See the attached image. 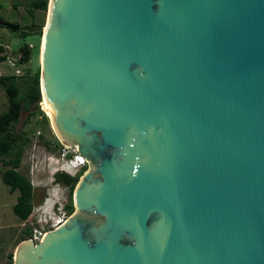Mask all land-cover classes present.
<instances>
[{"label": "water", "instance_id": "1", "mask_svg": "<svg viewBox=\"0 0 264 264\" xmlns=\"http://www.w3.org/2000/svg\"><path fill=\"white\" fill-rule=\"evenodd\" d=\"M46 10L41 97L88 167L12 264H264V0Z\"/></svg>", "mask_w": 264, "mask_h": 264}, {"label": "rangeland", "instance_id": "2", "mask_svg": "<svg viewBox=\"0 0 264 264\" xmlns=\"http://www.w3.org/2000/svg\"><path fill=\"white\" fill-rule=\"evenodd\" d=\"M29 1L0 0L3 6L0 15L6 21L19 25L17 30L0 27V55L4 56L0 61V75H12L13 71L18 69L20 74L16 79L17 84L20 83V78L31 76L36 70L40 72V46L47 10L35 9L31 17L26 11ZM31 22L36 27H28ZM24 43L32 46L30 59L26 62L21 61L22 54L19 51V47ZM9 62H14V67H11ZM38 104L42 113L36 112L34 106L21 110L18 122L13 125L14 132L25 133L29 138L24 145L17 170L29 179L33 186L34 208L31 221L36 213L42 212L47 216L56 210L58 202L51 203V196L54 194L59 197L60 204L68 203L69 188L61 181H55L54 174L60 170V164L73 154V147L61 142L47 113L41 108L40 102ZM6 108V94L0 86V112ZM64 149L68 151L67 158L62 155ZM3 168L0 164V173ZM67 170L73 172L69 168ZM68 171L66 172L69 173ZM17 194V191L9 192L8 186L0 177V264L9 262L8 254L13 255L23 239L21 237L25 229L31 227L28 221L20 220L12 211ZM73 212L74 209L68 212V216Z\"/></svg>", "mask_w": 264, "mask_h": 264}, {"label": "trees", "instance_id": "3", "mask_svg": "<svg viewBox=\"0 0 264 264\" xmlns=\"http://www.w3.org/2000/svg\"><path fill=\"white\" fill-rule=\"evenodd\" d=\"M0 3V10L2 9ZM47 0H30L27 4L26 11L33 17L35 9L46 10ZM12 24L6 21L0 15V27L9 28ZM28 27H36L33 22ZM2 49V47H0ZM21 61L26 62L30 59L31 48L28 43H24L19 47ZM4 59L0 55V61ZM39 70L33 75L20 78V83H16V75H0V86L4 89L7 98V108L0 112V164L4 167L0 173L1 180L8 186L9 192L17 191L16 201L12 205L13 213L22 220H26L33 208V186L29 179L17 170L19 166L24 145L29 138L25 133L14 132L13 125L18 122L21 110H28L35 107V111L42 113L39 109L41 100L39 86ZM85 170L83 167L75 176L64 172H56L54 174L55 181H61L67 185L69 201L65 204V209L70 213L74 209L72 203V191L78 177ZM31 235V227L25 229L21 238ZM9 262L12 264V254H8Z\"/></svg>", "mask_w": 264, "mask_h": 264}, {"label": "built area", "instance_id": "4", "mask_svg": "<svg viewBox=\"0 0 264 264\" xmlns=\"http://www.w3.org/2000/svg\"><path fill=\"white\" fill-rule=\"evenodd\" d=\"M29 48H32L31 45H29ZM9 65L11 67H14V62H9ZM13 75L18 76L20 74V71L18 69L14 70ZM62 155L67 158L68 151L64 149L62 151ZM64 163V164H63ZM86 166V160L85 158L77 152V150L73 147V154L68 158V160H64L60 164V172L67 173V169L73 170V172L68 171L70 175L75 176L83 167ZM48 200V198H46ZM46 200V201H47ZM45 201V202H46ZM45 204V203H44ZM34 208V206H33ZM32 208V211H33ZM33 216V212L30 213L28 218L25 221H28L31 226V235L29 236L34 242H37L40 240V238L43 236V234L52 229L55 228L57 225L61 224L67 217L68 212L65 209V204L59 202V204L56 207L55 211H52L49 215H45L44 213H36L34 216V220L31 221L30 218Z\"/></svg>", "mask_w": 264, "mask_h": 264}, {"label": "bare ground", "instance_id": "5", "mask_svg": "<svg viewBox=\"0 0 264 264\" xmlns=\"http://www.w3.org/2000/svg\"><path fill=\"white\" fill-rule=\"evenodd\" d=\"M47 18H48V14H47ZM46 22H47V19H46ZM46 22H45V25H44V28H43V30L45 29V27H46ZM40 106H41V108L45 111V113H47V115H48V117L50 118L51 117V113H50V108H49V105L47 104V102L45 101V99H44V96H42L41 97V100H40ZM58 137H59V139L61 140V142L62 143H64L63 142V140L60 138V136L58 135ZM65 144V143H64ZM66 145V144H65ZM67 146H69V145H67ZM58 202V204H59V197H56V198H53V197H51V203L52 204H55V203H57ZM57 204V205H58ZM57 207V206H56Z\"/></svg>", "mask_w": 264, "mask_h": 264}, {"label": "flooded vegetation", "instance_id": "6", "mask_svg": "<svg viewBox=\"0 0 264 264\" xmlns=\"http://www.w3.org/2000/svg\"><path fill=\"white\" fill-rule=\"evenodd\" d=\"M87 167H88V163H87V161H86V166H85V170L87 169Z\"/></svg>", "mask_w": 264, "mask_h": 264}, {"label": "clouds", "instance_id": "7", "mask_svg": "<svg viewBox=\"0 0 264 264\" xmlns=\"http://www.w3.org/2000/svg\"><path fill=\"white\" fill-rule=\"evenodd\" d=\"M51 197H53V198H56V197H57V195H55V194H54V195H53V196H51Z\"/></svg>", "mask_w": 264, "mask_h": 264}, {"label": "crops", "instance_id": "8", "mask_svg": "<svg viewBox=\"0 0 264 264\" xmlns=\"http://www.w3.org/2000/svg\"><path fill=\"white\" fill-rule=\"evenodd\" d=\"M20 220H22V219H20Z\"/></svg>", "mask_w": 264, "mask_h": 264}]
</instances>
